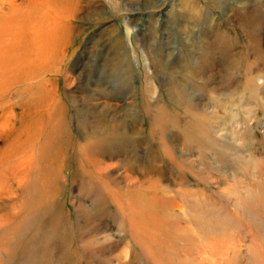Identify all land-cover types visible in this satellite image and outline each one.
Here are the masks:
<instances>
[{"label": "rangeland", "instance_id": "1", "mask_svg": "<svg viewBox=\"0 0 264 264\" xmlns=\"http://www.w3.org/2000/svg\"><path fill=\"white\" fill-rule=\"evenodd\" d=\"M76 18L34 67H57L40 80L47 76L61 104L70 145L64 140V156L55 155L52 121L26 142V155H35L27 179L15 159L0 162V264H258L264 0H84ZM251 20L254 33L245 27ZM16 101L6 105L22 134ZM46 106L33 111L29 129ZM115 118L123 127H111ZM200 118L191 136L188 126ZM105 125L124 135H103ZM126 129L140 138L128 142ZM92 134L101 149L87 160L80 145ZM161 173L167 177L152 186ZM50 177L60 193L46 188Z\"/></svg>", "mask_w": 264, "mask_h": 264}, {"label": "bare ground", "instance_id": "2", "mask_svg": "<svg viewBox=\"0 0 264 264\" xmlns=\"http://www.w3.org/2000/svg\"><path fill=\"white\" fill-rule=\"evenodd\" d=\"M83 1L84 0H0V130H2L3 132L2 134H0V139L4 136L9 138L12 136V139L9 141V143L3 145V147L0 148V162L5 163L9 162L11 159H15V166L18 167L17 169L19 170V172L17 171V175H19V173L23 174L21 178L27 179V174L25 173V170H27V168H31V165L33 163V157L35 156L34 154L26 155L31 151L28 150L27 152H25L27 146L26 142L33 141V139L37 135H40L42 132L46 131L49 123L53 121V126L50 129L49 133L51 137L50 142L54 145V149H57H55V155H58L60 157L64 156V153H62L65 149L64 140L66 141V145L68 147L70 145V136L66 134L67 132L64 124L59 122L62 113H60V115L58 110H61V104L55 101L53 97L54 91H51L47 88V76L43 78L42 82L40 80L41 74L44 76L47 75L44 74L46 70L56 69L57 67L54 64H45L44 66L40 64L38 71H35L34 67H36V65L42 61V59L44 58L43 55H45L48 51L52 50L53 43L51 41L56 38L58 34L63 35L70 30L69 23L72 20L77 19L76 13L80 12L81 3ZM247 24L248 25L245 27H247L250 31H253L252 33H254L256 26H254L255 24H252V20ZM62 60H64V57L61 58L60 63H62ZM199 68L206 69L201 65ZM33 83L38 84L33 87H29L30 84ZM21 85H26V88L20 91H17L18 89L15 90L14 95L11 96V99L13 100L15 98L18 99V101L15 102L16 104H14L13 106L17 108V105H19L21 109L19 110L20 123L22 121L21 124H27L25 128L22 129V134H19L14 126H10V117L16 118V115L15 113L12 114V111L7 108V105L9 103H12L13 100L8 99L3 101L2 99L6 97L8 93H10L16 87ZM246 89L247 90L245 92L248 93L247 96H251V90L249 88ZM69 98H71L72 102H76L74 100V97L70 94ZM50 100L52 102L49 104ZM45 106L46 108L44 110L45 113H47V116H45L46 118L43 119V117H41L40 119H38V121H33L34 130L29 129L28 125L31 122V119H29V117L31 116L33 111L36 108L43 109ZM25 108L27 110H25ZM161 111L165 112V109ZM163 113H158L154 118V125L160 129L163 126V124H161V118ZM11 114L13 116H11ZM200 119L201 120L196 119L195 122H193L194 124H188L189 126L187 132H189L191 136L197 132V125L202 122L205 118ZM46 120H48V123L45 125L44 123ZM123 123V120H116L115 118L111 127L115 128L117 125L123 127ZM82 127H84L83 124ZM109 127H107L106 125L104 126L102 132L103 135L108 136L110 138L121 137L124 135L123 133L118 134L117 130H114L112 128L109 129ZM157 128L155 130H158ZM125 132L126 134L130 133L131 135H133L132 137L127 136V138L129 139L128 142L130 143L134 142V139L137 140L138 137L140 138V130H135L134 133H132L129 132L128 129H126ZM164 133H166V131ZM24 134L26 136L25 141H23ZM90 136V138H84V143L80 145V152L85 156L87 160H91L93 154L97 155V151L101 149V138L98 139L99 136H97V134H92ZM201 145L202 149H207L208 144L205 141H203ZM236 148H238L237 150L245 149L244 146H237V144L235 149ZM22 152L24 155L21 154ZM126 163H131V161H126ZM130 166L131 164L128 166V174H131L134 170V167ZM149 173H152V169H149ZM166 177V174H159L157 176L156 181H150L151 185H159L158 182H160V180L162 181ZM130 179L131 182L137 183L141 180H144L140 179L139 177H130ZM24 185L26 184L24 183ZM45 186L46 188H48L51 194L60 193L63 187L62 185H59L56 182L52 183L51 177L45 181ZM180 193L187 198H190L192 195V191L190 192L187 190L180 191ZM140 199L141 200H136L139 205L142 201V196L140 197ZM142 208L143 209L140 211V213H144L143 216H145L146 209L144 210V207ZM133 209L136 211L135 208ZM88 215L89 218L93 216L92 214ZM255 243L257 244L256 239ZM257 248L258 249H256L257 251L255 252L256 260L258 261V264H264V244L262 246H258Z\"/></svg>", "mask_w": 264, "mask_h": 264}]
</instances>
